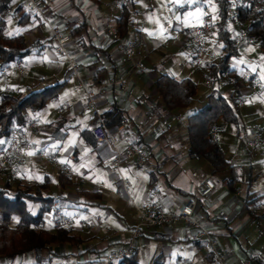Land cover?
I'll return each mask as SVG.
<instances>
[{
	"label": "crops",
	"instance_id": "obj_1",
	"mask_svg": "<svg viewBox=\"0 0 264 264\" xmlns=\"http://www.w3.org/2000/svg\"><path fill=\"white\" fill-rule=\"evenodd\" d=\"M119 1L42 0V15L30 13L25 25L16 23L14 8L8 9L2 16L6 20L8 34L22 35L28 45L36 44L32 53L21 59L22 73L0 74V94L25 96L28 92L56 83H62V86L56 97L47 101L40 110L26 112L24 127L13 129V132L21 134V141L27 147L26 153L34 151L44 155L45 159L28 155L21 165L0 178V186L7 182L10 188H14L48 177V195L58 197L56 202L65 219L62 227L85 240L76 247L51 245L48 264H100L103 258L126 248L143 207L154 204L164 213L175 214L192 196L195 187L209 178L214 185L213 190L207 197L198 198L192 217L216 239L221 263L264 264V222L252 220L242 203L246 181L249 180L248 190L257 198L254 209L264 206V155L243 148L237 141L236 129L233 137L229 133V141L220 135L226 131L224 124L218 122L210 130L211 138L225 160L230 166L240 168L242 173L233 192H230L223 182L228 175L226 170L212 173L207 162L188 153L186 120L206 103L212 87L204 65L216 59L220 45L208 36L198 50L181 32L188 27L175 22V12L177 10L179 17H183L189 12L188 5L180 7L170 0H157L159 3L156 6L152 0L156 10L153 12L152 4H144L145 0H131L130 25L125 38L132 45L131 60L139 61L149 69L148 74H136L124 56L102 40V32L109 26H115L119 17ZM17 4L23 11H28L22 1ZM203 8L204 11L211 9L208 4ZM147 11L150 13L147 14ZM203 21L213 22L207 15L203 16ZM79 23L84 25L82 48L70 34V30ZM49 25L57 27L63 36L68 37L66 47L74 53V60L80 66L76 72H72L69 64L54 53L48 40ZM161 26L163 36L159 35ZM246 46L249 45H240L239 54ZM184 50L185 58L181 55ZM196 61L200 66H196ZM158 65H161L162 72H158ZM236 66L233 64L230 68L235 69L238 82L233 84L229 80L220 88V93L234 95L240 131L255 127L264 136V85L259 83L257 76V84L250 82L249 77L257 75L251 69ZM101 69L103 72L96 74ZM160 74L176 80L187 78L195 83L197 90L187 108L168 110L163 107L153 91V82ZM110 76L124 83V93L105 86ZM87 89L95 94V111L85 105ZM66 92L73 95L64 105L49 107L58 103ZM125 96L128 99L126 103L122 100ZM95 112L108 133L119 140L121 153L128 145L144 149L146 159L142 165H135L121 155L119 165L115 166L107 147L85 140L86 133L97 124ZM36 113H43V119L52 123L32 119ZM105 113L118 114L120 119L109 114L105 123L102 118ZM116 119L120 121L115 123ZM28 123H32L30 129L26 127ZM73 135L76 146L67 152L61 150L55 154H44L36 151L52 143L49 137L64 144ZM33 140L41 143H30ZM4 145H0V149ZM86 149L91 151L82 161ZM61 159H68L76 166L89 160L91 163L81 168L78 174L71 166L59 163ZM121 169L127 170L130 179L120 173ZM61 175L69 182L63 187L59 183ZM104 181L112 184L113 188L106 187ZM79 191L97 193L98 197L88 199ZM78 212H82L83 217L75 218ZM92 217L100 219L99 227L93 231L89 228ZM44 220L43 227L53 231L50 222L46 218ZM195 234L194 229L179 221L170 223L166 228L142 229L134 239L130 253H136L139 264L143 261L150 264L157 256L164 264H208L207 256L210 254L207 246L196 239ZM23 264L34 263L26 256Z\"/></svg>",
	"mask_w": 264,
	"mask_h": 264
},
{
	"label": "trees",
	"instance_id": "obj_2",
	"mask_svg": "<svg viewBox=\"0 0 264 264\" xmlns=\"http://www.w3.org/2000/svg\"><path fill=\"white\" fill-rule=\"evenodd\" d=\"M19 1L21 0H0V71L6 64L30 55L36 44L28 45L22 35L8 34L6 20L2 18L8 9L14 8L13 13L17 16L18 25H25L29 20L30 12L23 11L22 7L17 4ZM119 2L120 14L115 20V28L119 36L125 37L130 25L129 15L132 11V1L121 0ZM213 4L216 7L217 19L214 22H207L212 26V32L203 37L204 40L205 37L211 36L220 45L218 58L204 65L212 89L206 97L204 106L187 117L185 130L188 153L207 162L212 173L226 170L228 175L223 182L225 187L233 192L242 173L240 168L230 166L225 160L223 153L212 140L210 130L220 122L224 125H232L237 135L241 133L234 95L226 96L220 93V88L229 80H232L233 84L238 82L235 69L230 68L231 59L239 55L238 44L228 28V23L233 20L242 26L245 36L252 39L251 44L257 45L260 50L264 51V0H213ZM229 9L231 14L228 16ZM83 28V23H79L70 30L71 36L76 38L75 42L81 48L84 43L81 36ZM185 30L181 29V32L185 33ZM192 45L196 49L201 48L193 43ZM102 72L103 69L98 70L96 74ZM250 78L253 77L250 76ZM61 86L62 83H56L39 91L28 92L25 96L1 93L0 138L8 140L13 129L20 130L24 127L26 112L40 110L47 101L56 97ZM196 90L195 83L190 79L176 80L166 74H160L153 82L154 93L163 107L168 110L187 108ZM109 114L113 118L120 119L118 114L105 113L102 116L105 123H107L106 118ZM118 119L115 123L120 121ZM85 136V140L95 143L90 131ZM59 177L62 187L69 183L62 175ZM49 185L48 177H44L40 182L29 181L14 188H10L7 182L0 186V264H22L26 256H29L34 264H48L51 260L49 256L51 245L76 247L84 243V239L70 233L64 227L55 231H48L43 227L44 219L48 216L52 204L58 200V197L48 195ZM248 187L249 180L246 181V191L242 202L244 211L252 220L264 222V206L258 210L254 209L257 198L253 197ZM79 193L88 199L98 197V194L93 192L79 191ZM207 261L208 264H213L212 255L207 256ZM112 264L139 263L136 253L132 252ZM150 264L164 263L162 258L157 256Z\"/></svg>",
	"mask_w": 264,
	"mask_h": 264
},
{
	"label": "built area",
	"instance_id": "obj_3",
	"mask_svg": "<svg viewBox=\"0 0 264 264\" xmlns=\"http://www.w3.org/2000/svg\"><path fill=\"white\" fill-rule=\"evenodd\" d=\"M31 14H42V0H21ZM231 14L229 9L227 15ZM187 37L190 41L198 47H201L203 43L204 35L212 32V26L208 23H204V26L196 25L185 30ZM48 39L54 53L63 58L66 61L72 72L79 70V64L75 62L74 53L69 50L66 45L68 43V37L63 36L57 27L48 26ZM102 40L105 44H112L114 50L123 55L129 62V66L136 74H148L149 69L144 67L139 61L131 60L133 49L131 43L125 38L118 35L115 26H109L102 32ZM252 43L251 38H247L241 35L238 39L239 45H250ZM199 50V49H198ZM196 66H200L196 61ZM23 64L21 60H15L2 67L0 74H12L22 73ZM252 84H257V79L252 78ZM106 87L115 89L116 91L125 92L124 83L119 80H114L113 77H109L105 83ZM94 92L91 89L85 90V105L87 108L95 111ZM123 102H127V97H123ZM97 124L91 128L90 134L93 141L96 144H101L107 147L112 154V160L115 166H118L121 161V155L127 161L133 162L135 165H142L145 162L146 154L144 149L134 145H128L122 153L118 149L119 140L112 137L106 128L104 127L101 118L95 112ZM32 123H28L27 129H30ZM238 143L245 149L251 151H257L264 155V136L255 127H246L237 138ZM27 147L21 141V134L19 132H13L7 140V143L0 149V177H3L6 172L13 171V169L21 165L27 158ZM33 158L45 159L42 154H34ZM213 183L211 179H204L199 185H197L193 191L191 197H189L185 203L181 206L179 212L175 214L164 213L161 208L154 204L146 205L139 211L140 218L139 223L132 229L131 238L124 250H119L116 255H109L100 261V264H112L117 262L122 257L130 254L134 239L140 235L142 229L162 227L166 228L174 221L183 222L188 228H192L196 231L195 238L203 241L207 246L208 253L213 257V264H222L217 252V242L214 236L210 235L205 229L193 219L194 209L198 205V198L207 197L213 190ZM46 221L50 222L53 231L59 229L65 224V219L62 215V210L57 202L52 204L51 210L46 216ZM100 225V219L98 217H92L90 220V230H96ZM4 261V259H2ZM20 264V263H17ZM184 264V263H181Z\"/></svg>",
	"mask_w": 264,
	"mask_h": 264
},
{
	"label": "snow or ice",
	"instance_id": "obj_4",
	"mask_svg": "<svg viewBox=\"0 0 264 264\" xmlns=\"http://www.w3.org/2000/svg\"><path fill=\"white\" fill-rule=\"evenodd\" d=\"M171 3L177 4L180 7H184L185 4H187L188 6H192L193 4L196 5V10L194 12H188L185 14V16L183 18L177 16L176 19L177 21H179L180 23H182L185 26H196V25H200V26H204V21H203V16L207 15V13L204 11L203 8V0H170ZM207 4L211 7V11L212 13L216 12V7L213 4V0H206ZM151 19V17H150ZM217 19L216 15H212L211 16V20L214 22ZM164 34V29L163 26H161V31L159 33L160 36H163ZM149 35H152V33H149ZM222 47V45H221ZM262 60H264V57H261ZM44 60H48V57L45 56ZM240 63H243V61H240ZM261 79H264V75L261 76ZM20 91H23V89H21ZM70 95H73V93H65L62 97L59 98V102L53 105H50L49 107H60L62 105H64L67 102V99ZM32 115V114H30ZM44 114L43 113H36L34 115H32V119L36 120L37 122H42V123H46V124H51L52 121L43 119ZM49 140L52 141V143L48 144L45 148L42 149H36V151H42L44 152V154H49V153H53L55 154L56 152L59 151H64L67 152L69 150V148L76 146V137L75 135L72 136V138H70L66 143L61 144V142L57 139V140H53L52 137H49ZM5 143H7L5 140L0 139V145H4ZM30 143L32 144H40L41 142L38 140H33ZM91 149H86L84 151V155L81 157V160H84V157L88 155V152H90ZM35 152L34 151H28L27 155L32 156L34 155ZM59 163L64 164V165H68L72 167V170L77 172L78 174L80 173V169L81 168H86L88 166L89 163H91V161H87L85 163H81L79 166L76 165H72L71 161L68 159H61L59 161ZM121 174L124 175V177L126 179H130V177H128L127 175V170H119ZM30 179L32 177H29ZM91 178V177H89ZM104 184L106 187L108 188H113V185L108 183L107 181H104ZM98 214V213H97Z\"/></svg>",
	"mask_w": 264,
	"mask_h": 264
},
{
	"label": "rangeland",
	"instance_id": "obj_5",
	"mask_svg": "<svg viewBox=\"0 0 264 264\" xmlns=\"http://www.w3.org/2000/svg\"><path fill=\"white\" fill-rule=\"evenodd\" d=\"M153 1L155 2V5L158 6L157 3H159V2H157V0H153ZM153 1L152 0H145V3L144 4H146V5L152 4L151 5V7H152L151 9L154 12L156 10H155V6L153 5ZM185 5H187V4H185ZM203 5H207V3L205 2V0H203ZM188 10H189V12H194L196 10V5L193 4L192 6H189L188 7ZM205 12L207 13V17H209L210 20H211V16L212 15H215V13H212L211 9L206 10ZM146 13L148 14L150 12L147 11ZM179 14L180 13L177 12V10H176V12H175V15L176 16L175 17L179 16ZM184 16L185 15H183V17ZM183 17H181V18H183ZM175 22H177V19H175ZM180 24H181L180 26L189 27V26L183 25L182 23H180ZM228 28L232 31V35H234V38L236 40V43L238 44L237 41H238L239 37L241 35L245 36L244 31H243V27L240 26V25H238L237 23H235L233 20H230V22L228 23ZM204 41H205V39L203 40V44H204ZM238 48H240V45H238ZM185 54H186V51L184 50V52H182V54H181L182 57L185 58ZM261 57H264V51L260 50L257 47V45L251 44V45L246 46L243 49H241L240 50V54L238 55V57L231 59L230 65H233V64H234V66L237 65L236 68H240V66L243 65L244 68L251 69L253 72H255L257 74V75L253 74L252 77H255L256 78V76H257L258 77V80H259V83L261 85H264V79H261V76L264 75V60H262ZM217 58H218V56L216 57V59ZM213 61H215V59L212 60V62ZM240 61H243V63H240ZM157 68H158V72H162L161 71V65H158ZM238 73H239V71H238ZM258 80H257V82H258ZM201 91H202V89H201ZM247 100H249V98H247ZM262 100L264 102V98H262ZM225 127H226V131L222 132L220 135H222L224 138H228V141H229V136L228 135L230 133V136L233 137L235 128L232 125H230V124H226ZM80 217H83L82 212L81 213L78 212V216L75 217V218H80ZM142 263L145 264L144 261ZM52 264H57V262H53Z\"/></svg>",
	"mask_w": 264,
	"mask_h": 264
}]
</instances>
